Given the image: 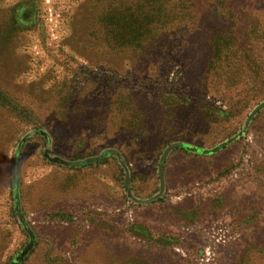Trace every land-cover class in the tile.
I'll return each instance as SVG.
<instances>
[{"label": "rangeland", "instance_id": "rangeland-1", "mask_svg": "<svg viewBox=\"0 0 264 264\" xmlns=\"http://www.w3.org/2000/svg\"><path fill=\"white\" fill-rule=\"evenodd\" d=\"M133 1L0 0V264H264V0Z\"/></svg>", "mask_w": 264, "mask_h": 264}, {"label": "trees", "instance_id": "trees-1", "mask_svg": "<svg viewBox=\"0 0 264 264\" xmlns=\"http://www.w3.org/2000/svg\"><path fill=\"white\" fill-rule=\"evenodd\" d=\"M198 3L199 0H135L133 14L128 17L118 15L119 20L115 21L118 31L125 28L127 33H116L112 39L120 46L133 45V49H144L154 39L155 32L162 29L163 34L172 40L181 33L184 17H193L197 13ZM120 11L123 12L121 8ZM210 48L216 58L224 55L223 41ZM132 229L133 226L131 233Z\"/></svg>", "mask_w": 264, "mask_h": 264}, {"label": "water", "instance_id": "water-1", "mask_svg": "<svg viewBox=\"0 0 264 264\" xmlns=\"http://www.w3.org/2000/svg\"><path fill=\"white\" fill-rule=\"evenodd\" d=\"M168 151V150H167ZM167 151L164 153V155L162 156L161 160H160V164H159V168H158V176H159V179H160V193L162 192L163 190V182H162V166H163V162H164V159H165V155L167 153ZM214 151H217V149H215ZM119 158V157H118ZM100 158H97L96 160H99ZM121 164L123 163L122 160L119 158ZM89 161V160H88ZM87 162V161H86Z\"/></svg>", "mask_w": 264, "mask_h": 264}]
</instances>
